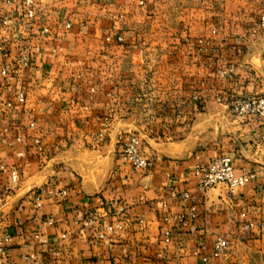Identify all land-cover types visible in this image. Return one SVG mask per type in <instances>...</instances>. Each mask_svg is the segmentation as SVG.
I'll use <instances>...</instances> for the list:
<instances>
[{
  "label": "crops",
  "instance_id": "0c3cea01",
  "mask_svg": "<svg viewBox=\"0 0 264 264\" xmlns=\"http://www.w3.org/2000/svg\"><path fill=\"white\" fill-rule=\"evenodd\" d=\"M23 2L0 0V70L22 50L33 57L14 81L0 74V240L13 238L0 264H255L264 119L236 116L230 103L264 94V34H252L264 0H35L32 18ZM230 66L234 81L219 74ZM129 134L148 167L123 158ZM221 155L255 174L232 196L224 185L202 190L195 174ZM170 185L196 198V233L163 220L193 203ZM119 223L120 236L107 230ZM225 235L229 250L212 256Z\"/></svg>",
  "mask_w": 264,
  "mask_h": 264
},
{
  "label": "built area",
  "instance_id": "2783aa9c",
  "mask_svg": "<svg viewBox=\"0 0 264 264\" xmlns=\"http://www.w3.org/2000/svg\"><path fill=\"white\" fill-rule=\"evenodd\" d=\"M9 4L13 3V0H8ZM35 0H24L23 2V12L30 18L34 16L33 13V5ZM3 23L5 25H9L10 18L5 17ZM69 26V25H68ZM252 34H264V12H262L259 16V19L252 30ZM118 41L123 42V36H118ZM243 36H237V40L242 42ZM201 44L210 45L209 42L201 41ZM33 57L32 54L28 50H22L20 52L19 58L15 63H8L5 64L1 70L0 74L3 78L14 81L20 74L22 69L29 68L32 65ZM219 74L225 77L228 80L234 81L236 80V72L233 66H230L224 70H220ZM18 102L22 105L26 103V92L24 90H20L17 95ZM7 108H12L13 104L8 102L6 104ZM230 110L231 112L239 117H261L264 119V94L254 95V96H246V97H239L231 101L230 103ZM1 115V112H0ZM30 128H35L34 123H30ZM104 127L106 130L110 127V120L108 117L104 120ZM102 139H103V135ZM20 140V138H18ZM141 139L139 136L134 134L127 135L125 142H124V150H123V158L129 161L133 168H146L149 165V161L143 156L141 150ZM34 147L38 151L43 150V146L41 140L39 138L34 139ZM21 155V154H20ZM7 171V168L0 164V174ZM195 174L201 178V188L202 190H207L209 188L224 185L227 187L228 194L232 196L235 191L248 184L252 179L255 178L254 173H241L237 174L235 170V165L232 157L228 155H221L210 159L207 163L198 164L195 167ZM12 178L14 181L17 180V175L13 174ZM170 196L172 198H182L184 200L192 201V205L186 213L179 214V215H170L168 213L163 214V220L165 222L174 221L179 222L187 232L194 234L197 231L196 228V219L199 215V208L196 205V198L188 191L178 192L175 190L172 185L169 186ZM48 193H55L58 196H66L67 192L65 190L61 191H53L50 189ZM42 195H46V190H41ZM35 204L37 207L41 204V198L38 195L35 198ZM167 203H164V207H167ZM90 218L88 219L86 225H90L93 223L94 217L93 214H89ZM245 217V215H243ZM141 224L144 223V218L141 220ZM253 227L252 223H246L244 225L245 229H249ZM125 227L122 223L116 224L115 226H109L107 230L109 232H113L116 235L120 236L124 231ZM106 236L105 234H101L98 236L100 239H104ZM12 236L10 234H6L2 240H0V249H2L6 244L12 242ZM165 242H171V232H165ZM230 247L229 243V236H219L214 243V247L212 250V256L219 257L225 254ZM27 259H34L35 255H29L26 257ZM207 260V257L204 258ZM113 264H121L118 262H114ZM122 264H137V263H122Z\"/></svg>",
  "mask_w": 264,
  "mask_h": 264
},
{
  "label": "rangeland",
  "instance_id": "374dc122",
  "mask_svg": "<svg viewBox=\"0 0 264 264\" xmlns=\"http://www.w3.org/2000/svg\"><path fill=\"white\" fill-rule=\"evenodd\" d=\"M252 96H254V95H252ZM255 264H264V255H262V254L258 255L256 257Z\"/></svg>",
  "mask_w": 264,
  "mask_h": 264
}]
</instances>
